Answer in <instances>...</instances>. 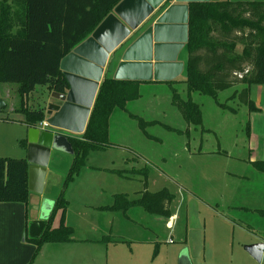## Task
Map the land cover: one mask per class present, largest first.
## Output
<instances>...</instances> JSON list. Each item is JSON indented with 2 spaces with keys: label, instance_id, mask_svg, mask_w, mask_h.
<instances>
[{
  "label": "rangeland",
  "instance_id": "rangeland-1",
  "mask_svg": "<svg viewBox=\"0 0 264 264\" xmlns=\"http://www.w3.org/2000/svg\"><path fill=\"white\" fill-rule=\"evenodd\" d=\"M183 81L173 88L186 101ZM243 88L217 93L218 103L229 102L225 109L210 96L192 93L203 123L187 126L171 104L168 84H140L139 98L125 109L115 108L109 117V147L90 151L75 185L70 187L73 181L66 190L63 224L71 228L70 238L97 242L43 246L35 264H181L182 254L189 264H264V253L258 263L245 251L264 243V172L253 165L264 161V109L249 111L237 96L229 100ZM256 88L261 87H253L251 101L258 97ZM16 89L15 84H0L1 117L9 120L0 121V157L19 159L24 154L14 124L21 115L10 110L19 106ZM135 116L156 124L143 132ZM144 179L149 192L166 188L173 195L175 219L169 227L142 207L127 217L117 212L112 232L107 226L103 236L67 225H101L110 216L103 207L112 195L136 199Z\"/></svg>",
  "mask_w": 264,
  "mask_h": 264
},
{
  "label": "trees",
  "instance_id": "trees-1",
  "mask_svg": "<svg viewBox=\"0 0 264 264\" xmlns=\"http://www.w3.org/2000/svg\"><path fill=\"white\" fill-rule=\"evenodd\" d=\"M122 0H7L0 3V84L17 85L19 106L15 113L23 116L27 128H36L44 121L46 96L63 93L67 87L60 71L61 60L85 40ZM186 76L183 81L187 100L180 99L174 83L171 104L189 125H202L201 112L191 99L192 93L216 100L217 93L244 86L229 98L238 97L249 111L251 86L264 85V1L219 0L191 3L188 6ZM142 82L105 77L97 95L84 133L68 137L73 155L63 174L58 195L50 216L45 221L29 222L26 239L35 247L33 258L43 244L71 240V228L63 224L67 208L66 190L85 164L90 151L103 150L108 144V120L115 108L125 109L128 102L139 98ZM37 87H41L38 95ZM216 103L227 108L225 104ZM5 106L0 109V121ZM230 109V108H229ZM231 112L235 110L230 109ZM145 128L156 122H144ZM25 145V143H23ZM224 154V153H223ZM264 172V161L253 162ZM116 173L122 176L119 172ZM136 199L115 195L108 211L127 212L142 207L150 215L172 216L173 195L163 188L149 192L147 181ZM28 163L26 159L0 157V203H21L28 206ZM59 224L54 227V221ZM27 218V211H26Z\"/></svg>",
  "mask_w": 264,
  "mask_h": 264
},
{
  "label": "water",
  "instance_id": "water-1",
  "mask_svg": "<svg viewBox=\"0 0 264 264\" xmlns=\"http://www.w3.org/2000/svg\"><path fill=\"white\" fill-rule=\"evenodd\" d=\"M207 2L210 0H122L61 60L60 71L67 87L63 93L50 94L52 102H47L44 116L50 129L27 131L29 214L34 207L32 195L41 197L43 193L54 155H73L68 136L84 133L100 83L109 69L114 67L115 80L173 81L182 71L176 56L187 42L188 6ZM3 107L0 99V109ZM55 223L59 224L58 217ZM245 251L260 263L264 243L246 246ZM185 259L181 258V264Z\"/></svg>",
  "mask_w": 264,
  "mask_h": 264
},
{
  "label": "crops",
  "instance_id": "crops-1",
  "mask_svg": "<svg viewBox=\"0 0 264 264\" xmlns=\"http://www.w3.org/2000/svg\"><path fill=\"white\" fill-rule=\"evenodd\" d=\"M210 1H212V0H210ZM230 1H264V0H230ZM187 57H188V52H187L186 44H184V46L178 51L177 56H176V62L182 64V71L178 75V77H176L173 81L182 82L183 80H185ZM113 72H114V67L109 69L106 76H112ZM182 75H184V76H182ZM104 76H105V74L103 73L101 79H103ZM173 81H170V82H173ZM144 83L145 84H147V83H150V84L166 83L167 84L168 82L151 81V82H142L141 85ZM253 87H261L260 90H258V88H256L257 90L255 92L258 94V97L256 100H253L252 102H253L254 108L262 110V109H264V85L263 86H256V85L251 86L250 87V94H249L250 98L252 96ZM238 89H240V87ZM16 92H17V89H16ZM17 96H18V94H17ZM37 96H39V95H37ZM41 96H46V102H52L50 95L47 96L44 93V95H41ZM0 97L2 98V91L1 90H0ZM18 99H19V97H18ZM191 99L193 101L192 94H191ZM2 101H4V100H2ZM225 106L226 107L230 106L228 101L225 103ZM17 108H18V106L11 105L10 110H11V112H14V110ZM19 115H21V114H19ZM15 121L16 122L14 125H18V127L20 129V135H19L20 136L19 141L21 142V144L19 145L20 151L22 154H24V157H21L19 159H26V137H27L28 128L24 124L20 123V121H23L22 115L19 119L15 120ZM209 130H212V129H209ZM212 132H214V131H212ZM67 135H69V134H67ZM70 136H73V135H69L68 137H70ZM79 136L80 135H78L77 137H79ZM23 143H25V145H23ZM71 157L72 156H69L67 154H61V153L54 155L53 160L51 162V165L47 169L45 184H44L43 193H42L41 197H38V196L36 197V196L32 195L31 202H32V206H34V207H32L33 209H32L30 214L28 212V206L26 209V207L21 203H0V264H35L36 261L38 260V256L40 255V253L43 249V246H52V245H57V244L58 245H68V244H71L72 242H78V243H84V244L97 242V241L87 239V238H85V239H76V238L72 239L71 238V240L68 242L46 243V244L42 245L38 254L33 258V255L35 252V247L33 244H31L26 239V235H25L26 226L28 225L29 222L42 221V220H45L46 218L48 219V217L50 216L55 197L59 193L63 174L65 173V171H66V169L70 163ZM75 183L76 182L74 181L70 185V187L72 185H75ZM118 194L119 193L112 195L110 204L113 203L114 196L118 195ZM72 198L73 197L70 196V199H72ZM84 202L85 201L83 200L82 203H84ZM110 204L104 206L103 208L110 206ZM35 205H37L36 208H35ZM132 209H130L127 213H129ZM26 211H27V218H26ZM108 213L110 216L108 218H106L107 219L106 222H103L101 225L96 224V223L87 224L84 221H83L82 225H75V226L73 225L72 226L70 223H67V225L71 226L72 229L74 227V230L75 229L77 230V228L84 226V227H87L88 230L93 231V233L97 232L99 234L98 236H103L102 234L106 235L107 226H108L109 233L112 232V229L114 228L115 218L117 217L116 216L117 212L108 211ZM29 215H30V217H29ZM81 215H84V213H82ZM127 215L128 214L123 215V216L127 217ZM156 216H158V215H156ZM159 217H161L160 220L163 219L162 221H166L167 227H169L171 225V221L173 222L175 219V215L173 213H172V216L170 218H165L162 216H159ZM83 219L84 218L79 217V220H83ZM55 221H54L53 226L57 227L58 223H55ZM109 240H111V239H109ZM113 242H116V241H113ZM99 243H100V241H99ZM186 254H187V252H186ZM181 258H186L185 259L186 263L184 262V264H189L188 255L182 254Z\"/></svg>",
  "mask_w": 264,
  "mask_h": 264
},
{
  "label": "built area",
  "instance_id": "built-area-1",
  "mask_svg": "<svg viewBox=\"0 0 264 264\" xmlns=\"http://www.w3.org/2000/svg\"><path fill=\"white\" fill-rule=\"evenodd\" d=\"M38 128L41 130L50 129V127L48 126V124L46 123L45 120L38 124ZM56 132H57V130H56Z\"/></svg>",
  "mask_w": 264,
  "mask_h": 264
},
{
  "label": "bare ground",
  "instance_id": "bare-ground-1",
  "mask_svg": "<svg viewBox=\"0 0 264 264\" xmlns=\"http://www.w3.org/2000/svg\"><path fill=\"white\" fill-rule=\"evenodd\" d=\"M45 120V119H44Z\"/></svg>",
  "mask_w": 264,
  "mask_h": 264
}]
</instances>
